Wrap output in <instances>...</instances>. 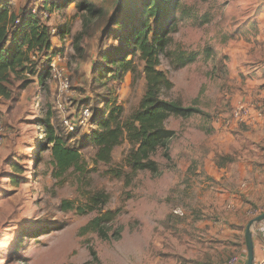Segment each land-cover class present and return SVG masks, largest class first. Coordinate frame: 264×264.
Here are the masks:
<instances>
[{"label":"rangeland","instance_id":"obj_1","mask_svg":"<svg viewBox=\"0 0 264 264\" xmlns=\"http://www.w3.org/2000/svg\"><path fill=\"white\" fill-rule=\"evenodd\" d=\"M42 1L10 0L15 15L35 13L57 29V35L51 39L55 54L47 62L41 56L37 65L51 67L46 89L36 75L13 72L2 82L5 75L0 72V264H227L232 257L245 264L246 227L264 213V167H256L257 161L249 167L246 162L256 152H262L257 160L264 161V145L250 147L252 138L243 132L250 130L255 118L264 120L256 116L264 102L252 106L237 98L240 82L231 78L229 66L237 70L245 66L239 50L264 17V0H183L196 18L179 24L168 51L195 52L198 58L178 69L161 59L159 68L173 83L162 97L202 114L165 122L176 136L169 144L171 161L160 152L154 156L160 175L130 174L124 168L121 178L105 171L123 166L130 148L127 141L114 148L110 166L94 165L95 149L83 141L102 118V101L109 100V108L119 106L125 119L144 93L141 73L135 80L127 73L116 81L101 80L96 71L101 53L121 43L110 36L114 28L108 25L119 0H92L105 15L86 23L85 13L75 7L82 0L51 13ZM136 66L140 71L138 61ZM237 103L251 106L245 122L232 118ZM48 106L55 113V127L73 134L69 146H81L87 165L84 175L69 171L61 180L54 179L50 151L40 147L42 128L37 122ZM219 122L232 131L245 129L237 136L231 130L216 132ZM206 163L217 178L202 176ZM216 164L223 172L215 169ZM97 191L109 197L102 212L118 211L109 223L108 241L81 232L96 211L78 215L60 208L63 201L82 205ZM263 222L251 227L254 239L263 240L259 231ZM117 229L118 240L113 236Z\"/></svg>","mask_w":264,"mask_h":264},{"label":"trees","instance_id":"obj_2","mask_svg":"<svg viewBox=\"0 0 264 264\" xmlns=\"http://www.w3.org/2000/svg\"><path fill=\"white\" fill-rule=\"evenodd\" d=\"M42 2L49 7L45 11L51 13L61 12V9L74 0H59V4L55 3L56 0ZM182 2L183 0H119L115 14L109 20V27L114 28L110 36L121 43L118 47L101 53L100 64L96 67L98 78L120 81L130 73L135 80L138 73H141L145 81L139 104L127 118H121L119 106L109 108L111 102L105 99L102 101L104 109L102 118L96 124L97 128L84 137L83 141H88L95 149L94 165L110 166L114 148L124 141L128 142L130 148L123 158V166L105 171L112 177L124 176V168L130 174L147 171L152 175H160L161 165L154 156L160 152L162 158L171 161L169 144L176 136V131L167 129L165 122L170 117L189 119L202 114L198 108L184 107L162 97L163 92L173 88V83L166 72L159 68L161 59H166L173 68L178 69L194 63L198 58V53L195 52L168 51L172 34L177 31L179 24L196 18ZM75 7L85 13L84 23L94 20L97 15H105L104 10L98 9L92 0H82ZM52 30L57 35V29L50 28L35 13L17 16L11 10L10 0H0V72L5 75V79L0 81H8L13 72L29 73L36 75L39 85L46 89L47 80L51 77V67L48 63L40 67L37 65L41 56L47 62L48 57L55 54L51 44ZM136 61L141 64L140 71ZM43 110V115L37 120L42 128L40 147L50 151L54 179L61 180L69 171L79 176L84 175L87 165L80 152L81 146L70 147L68 142L73 134H66L55 127V113L50 106ZM216 166L223 167L221 164ZM108 199L105 192L97 191L89 195L82 205L63 201L60 208L63 211L73 210L78 215L96 211L98 214L82 227L81 232H92L101 240L108 241L109 223L118 214V211L102 212ZM120 234L121 229H117L113 236L118 240ZM89 253L94 259L97 258L93 247H89Z\"/></svg>","mask_w":264,"mask_h":264},{"label":"crops","instance_id":"obj_3","mask_svg":"<svg viewBox=\"0 0 264 264\" xmlns=\"http://www.w3.org/2000/svg\"><path fill=\"white\" fill-rule=\"evenodd\" d=\"M245 41V47L239 50V53L242 56L240 57L241 62H244L245 66L240 67L237 70L234 68L233 64H230V76L231 78H236L240 82V91L237 98L253 104L252 106H259L264 102V17H260L258 19L256 32ZM232 52L230 53L231 56L233 55ZM257 119L258 118H255V122L251 125L252 127H248L250 128L248 132H243L245 129L244 127L235 128L232 131L230 127H227V124L222 127L220 122L215 124L216 132L226 133L227 130H231V132L235 133L236 136L243 132L248 134V137L252 138L248 141L250 147L258 148V146L264 145V120L261 121L259 119V121ZM217 136L219 138L220 134L218 133ZM261 153L262 152L254 153V158L246 162L249 167H252V163L256 161L258 162L256 167H264L263 159L261 160L260 158V160H257V157L260 156ZM212 169V166L206 163L203 167L202 176L205 174L217 178L216 172ZM215 169H218V167L216 166ZM218 171L223 172V169L219 168ZM259 231L260 237L263 238V240L258 238L254 239L252 237V240L254 239V262L260 260L264 254V222L260 223Z\"/></svg>","mask_w":264,"mask_h":264},{"label":"built area","instance_id":"obj_4","mask_svg":"<svg viewBox=\"0 0 264 264\" xmlns=\"http://www.w3.org/2000/svg\"><path fill=\"white\" fill-rule=\"evenodd\" d=\"M54 33L55 31L52 30L51 31L52 36L54 35ZM251 112H252L251 106L237 103L234 106L232 118L237 122H245L248 118H250ZM84 115L86 117L89 116V111L87 108L84 109ZM256 116L257 117L264 116V106H262L261 109L257 111ZM227 264H240V263L237 257H232L228 260ZM253 264H264V254L260 260L253 262Z\"/></svg>","mask_w":264,"mask_h":264},{"label":"water","instance_id":"obj_5","mask_svg":"<svg viewBox=\"0 0 264 264\" xmlns=\"http://www.w3.org/2000/svg\"><path fill=\"white\" fill-rule=\"evenodd\" d=\"M264 221V213L256 217L255 219L251 220L245 230V244L247 248V261L245 264H253L254 262V252H253V240H252V233L250 231L251 227L255 223H259Z\"/></svg>","mask_w":264,"mask_h":264}]
</instances>
